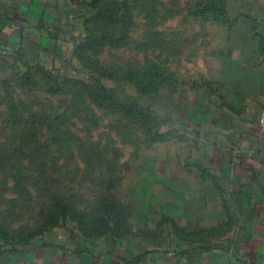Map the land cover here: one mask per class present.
<instances>
[{"label":"rangeland","instance_id":"rangeland-1","mask_svg":"<svg viewBox=\"0 0 264 264\" xmlns=\"http://www.w3.org/2000/svg\"><path fill=\"white\" fill-rule=\"evenodd\" d=\"M58 1L50 50L0 39V264L73 236L181 238L202 202L186 113L264 61V0Z\"/></svg>","mask_w":264,"mask_h":264},{"label":"crops","instance_id":"crops-1","mask_svg":"<svg viewBox=\"0 0 264 264\" xmlns=\"http://www.w3.org/2000/svg\"><path fill=\"white\" fill-rule=\"evenodd\" d=\"M66 12L58 0H0V39L50 50L47 46L56 43ZM231 65L229 74L217 69L230 81L223 85V94L215 95L214 102L208 98L199 111L186 113L200 168L198 182L191 181L199 188L190 187L191 194L202 202L189 208L193 222L185 226L188 230L181 238L150 248L115 238L73 236L33 248L25 260L32 264H264V132L258 126L264 112V61Z\"/></svg>","mask_w":264,"mask_h":264},{"label":"built area","instance_id":"built-area-1","mask_svg":"<svg viewBox=\"0 0 264 264\" xmlns=\"http://www.w3.org/2000/svg\"><path fill=\"white\" fill-rule=\"evenodd\" d=\"M258 126L259 129L264 132V112L260 115L258 119Z\"/></svg>","mask_w":264,"mask_h":264}]
</instances>
